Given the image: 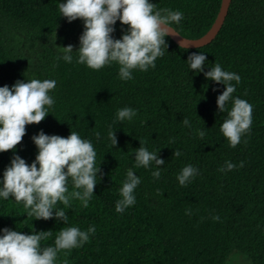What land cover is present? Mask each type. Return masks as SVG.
<instances>
[{"label":"trees","instance_id":"16d2710c","mask_svg":"<svg viewBox=\"0 0 264 264\" xmlns=\"http://www.w3.org/2000/svg\"><path fill=\"white\" fill-rule=\"evenodd\" d=\"M150 2L158 9L181 11L182 21L172 27L190 39L210 30L222 4V0ZM58 4L59 0H0V86L26 79L57 81L50 93L56 101L52 113L39 124L26 125L17 154L30 164L37 152L31 137L41 130L65 138L78 132L92 140L97 152V185L87 208L75 199L70 200L71 209L57 205L67 213V224L34 220L22 204L0 201V228L29 234L51 231L42 241L49 245L62 227L85 230L95 225L89 241L61 252L57 264L65 260L67 264H227L234 251L251 264H264V0H232L219 35L203 48L184 49L167 37L168 50L157 58L156 67L134 71L129 81L118 78L116 64L94 71L75 61L57 62L62 47L72 45L74 51L79 47L83 31L82 20L69 23L59 17ZM122 27L127 26L118 21L114 38H120ZM193 52H206L208 66L218 62L223 70L241 77L233 96L252 105V125L234 149L219 131L227 112H217L216 98L224 86L206 80L203 73L189 72L186 60ZM125 106L136 109V117L115 122L116 110ZM185 117L191 129L182 124ZM109 127L116 131L115 147L107 139ZM197 130L205 131L203 139ZM140 140L165 161L161 178L154 180L150 169H134L141 179L134 193L136 203L117 213L118 189L132 166L129 153L141 146ZM176 149L182 153L179 158L174 156ZM12 156V150L0 153V177ZM225 161L235 165L243 161L244 167L222 173L218 169ZM187 164L200 174L182 187L176 174ZM68 188L73 190L70 183ZM214 215L219 220H213Z\"/></svg>","mask_w":264,"mask_h":264},{"label":"clouds","instance_id":"9594fccd","mask_svg":"<svg viewBox=\"0 0 264 264\" xmlns=\"http://www.w3.org/2000/svg\"><path fill=\"white\" fill-rule=\"evenodd\" d=\"M58 10L59 17H65L69 23L82 20L83 31L79 36V47L75 51L72 45L62 47L57 62L63 60L71 64L75 61L94 71L116 64L121 81L131 80L134 71L147 72L156 67L157 58L163 57L165 49L168 50L166 38L176 35L172 26L179 25L184 17L179 10L158 9L150 0H59ZM118 21L127 27L121 28L120 38H114ZM187 46L180 44V47ZM205 53L190 54L186 60L187 68L189 72L203 73L206 80L224 86L216 98L217 112H227L219 131L228 146L234 149L241 143L242 136L251 130L252 105L233 96L241 77L223 70L218 62L208 66ZM205 67L210 70L205 71ZM56 86L55 79L17 80L11 87L0 86V153L13 152L0 177V201L11 199L22 204L27 217H34V220L55 219L57 223L67 224L64 208L71 209L70 200H78L87 208L97 185L100 167H97V152L92 140L82 138L75 131L65 138L41 130L31 137L37 152L30 164L17 154L16 148L26 134V125L39 124L52 113L56 101L50 93ZM213 91L219 89L213 88ZM229 103L230 109L227 108ZM136 115L134 108H118L115 122L131 121ZM182 124L192 128L186 117ZM115 133L109 127L107 139L113 147L117 145ZM196 135L203 139L206 133L197 130ZM100 138V133H96L95 139L99 141ZM140 145L129 153L132 166L127 169L118 189L117 213L125 212L136 203L134 193L141 179L134 169H150L154 180L161 178L165 161L155 151H149L144 141L140 140ZM181 155L179 149L174 151L175 157ZM237 167H244V162L235 165L225 161L218 171L227 173ZM199 174L196 166L187 164L176 174V180L180 186L187 187ZM58 204L64 208L57 207ZM186 214H190V210H186ZM212 219L219 220V216L214 215ZM95 232V225H89L85 230L77 226L62 227L53 243L44 245L42 241L48 239L51 231H31L29 234L9 227L0 228V264H57L61 252L83 247ZM64 264H67L66 260Z\"/></svg>","mask_w":264,"mask_h":264},{"label":"water","instance_id":"95a60500","mask_svg":"<svg viewBox=\"0 0 264 264\" xmlns=\"http://www.w3.org/2000/svg\"><path fill=\"white\" fill-rule=\"evenodd\" d=\"M231 3H232V0H222L221 9H220V12L214 24L212 25L210 30L207 33H205L203 36H201L200 38L190 39V38L184 37L181 33L175 30V28H174V31L176 35L169 36V37L178 46H180V44L189 45L187 47H181L184 49H198V48H203L205 46L212 44L213 41H215V39L219 35L220 31L222 30L225 24V21L227 19V16L230 10Z\"/></svg>","mask_w":264,"mask_h":264},{"label":"rangeland","instance_id":"374dc122","mask_svg":"<svg viewBox=\"0 0 264 264\" xmlns=\"http://www.w3.org/2000/svg\"><path fill=\"white\" fill-rule=\"evenodd\" d=\"M227 264H251V261L241 252L234 251L229 257Z\"/></svg>","mask_w":264,"mask_h":264}]
</instances>
